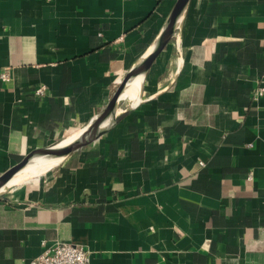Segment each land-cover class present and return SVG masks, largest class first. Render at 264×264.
I'll use <instances>...</instances> for the list:
<instances>
[{
	"label": "crops",
	"instance_id": "crops-1",
	"mask_svg": "<svg viewBox=\"0 0 264 264\" xmlns=\"http://www.w3.org/2000/svg\"><path fill=\"white\" fill-rule=\"evenodd\" d=\"M173 2L0 0V174L94 117ZM180 47L176 77L170 49L145 102L0 201V264L56 242L90 264H264V0H191Z\"/></svg>",
	"mask_w": 264,
	"mask_h": 264
},
{
	"label": "water",
	"instance_id": "water-1",
	"mask_svg": "<svg viewBox=\"0 0 264 264\" xmlns=\"http://www.w3.org/2000/svg\"><path fill=\"white\" fill-rule=\"evenodd\" d=\"M190 3L191 0H174L150 43L126 70L94 117L82 127L68 132L48 146L25 154L23 158L26 164L29 159L41 158L30 170L19 172V169L13 168L0 174V201L11 202L16 193L33 188L72 155L96 142L145 102L147 98L142 95L147 78L159 58L170 49H174L180 59L175 72V77L177 76L182 63L181 32ZM170 84L171 82L160 92L167 89Z\"/></svg>",
	"mask_w": 264,
	"mask_h": 264
},
{
	"label": "built area",
	"instance_id": "built-area-1",
	"mask_svg": "<svg viewBox=\"0 0 264 264\" xmlns=\"http://www.w3.org/2000/svg\"><path fill=\"white\" fill-rule=\"evenodd\" d=\"M7 70L0 72V81H8ZM44 88H38L35 93L42 95ZM264 88L258 87L253 92V98L257 99L263 95ZM202 165V163H199ZM29 264H90V252L81 245L67 242H56L50 247H46Z\"/></svg>",
	"mask_w": 264,
	"mask_h": 264
},
{
	"label": "bare ground",
	"instance_id": "bare-ground-1",
	"mask_svg": "<svg viewBox=\"0 0 264 264\" xmlns=\"http://www.w3.org/2000/svg\"><path fill=\"white\" fill-rule=\"evenodd\" d=\"M179 63H180V59H179L177 56H175V63H174V67H173V69H172L173 72L171 71L172 73H170V75L166 78V80L169 79L170 76L176 72ZM40 160H41V158H39V157H37V158H32V159H29V161H28L27 164H26V161H25L24 158H23L20 162H18L17 164H15L14 166H12V167L9 168L8 170H11V169H13V168L19 169V170H18L19 172H23V171H26V170H30V169L33 168V167H34V166H35ZM8 170H6V171H8ZM6 171H5V172H6Z\"/></svg>",
	"mask_w": 264,
	"mask_h": 264
},
{
	"label": "rangeland",
	"instance_id": "rangeland-1",
	"mask_svg": "<svg viewBox=\"0 0 264 264\" xmlns=\"http://www.w3.org/2000/svg\"><path fill=\"white\" fill-rule=\"evenodd\" d=\"M173 67H174V64H173V66H172V69H173ZM164 69H165V64H164L163 67L160 68L159 74L162 73V71H163ZM171 71L173 72V70H171ZM172 72H171V73H172Z\"/></svg>",
	"mask_w": 264,
	"mask_h": 264
}]
</instances>
